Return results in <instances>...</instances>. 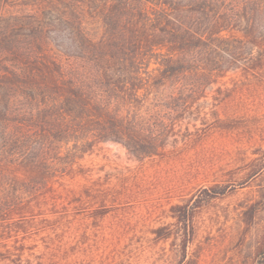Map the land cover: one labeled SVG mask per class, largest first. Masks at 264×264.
Segmentation results:
<instances>
[{
	"label": "rangeland",
	"instance_id": "374dc122",
	"mask_svg": "<svg viewBox=\"0 0 264 264\" xmlns=\"http://www.w3.org/2000/svg\"><path fill=\"white\" fill-rule=\"evenodd\" d=\"M253 26L264 36L263 17ZM252 52L256 64L236 57L198 93L155 81L121 116L123 143L64 150L73 173L58 174L52 205L0 213V264H258L264 52ZM146 65L142 75L159 79L157 61ZM214 185L220 194L205 193ZM174 206L195 207L193 228L175 222Z\"/></svg>",
	"mask_w": 264,
	"mask_h": 264
},
{
	"label": "trees",
	"instance_id": "16d2710c",
	"mask_svg": "<svg viewBox=\"0 0 264 264\" xmlns=\"http://www.w3.org/2000/svg\"><path fill=\"white\" fill-rule=\"evenodd\" d=\"M257 17L264 0H0V213L52 205L58 174L73 173L64 150L123 143L121 116L155 81L193 94L236 57L256 64ZM151 60L159 79L139 71ZM194 208L174 206L172 218L193 228ZM256 257L264 264V242Z\"/></svg>",
	"mask_w": 264,
	"mask_h": 264
}]
</instances>
